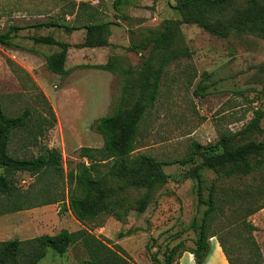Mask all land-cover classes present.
Returning a JSON list of instances; mask_svg holds the SVG:
<instances>
[{
	"label": "rangeland",
	"instance_id": "rangeland-1",
	"mask_svg": "<svg viewBox=\"0 0 264 264\" xmlns=\"http://www.w3.org/2000/svg\"><path fill=\"white\" fill-rule=\"evenodd\" d=\"M249 2L229 0L223 6L205 7L204 15L211 20L230 19ZM80 3L88 6L80 8ZM90 13H94L91 23L106 24L107 35L103 38L112 41L106 61L124 70V76L118 71L93 68L101 63H87L91 62L88 57L76 51V46L86 39V30L34 27L50 21L82 27L90 22ZM191 14H194L193 8L181 11L176 8L175 0H0V33H7L11 26L20 28L12 35L13 45L0 44V97L4 112L17 117L31 109L32 130L36 131L42 123L46 132L38 146L30 145L29 130L14 132L8 147L11 156L33 158L45 149H57L62 153L65 171L69 172L81 161L82 147L104 146V138L96 130L101 118L114 115L120 109L119 119L124 120L137 108L139 134L136 150L130 157L133 160L146 156L151 162L132 167L123 166L119 160L115 163L117 170L110 171L103 188L117 187L125 177L137 178L150 171L161 170L168 180L156 187L145 210L140 208L146 192L143 188L132 187L114 195L108 203L122 205L127 211L124 222L102 214L86 224L95 236L119 244L136 264H155L145 250L147 246L161 261L167 249L180 240L194 248L197 236L190 226L194 218L202 220L207 207L198 203L196 179L185 177L187 171L203 164L201 155L196 154L190 163L180 162L193 142L207 146L229 133L238 135L235 144L264 142V117L251 123L256 109L264 112V38L250 33H232L228 37L211 35L186 21ZM171 20L181 22V40L175 50L190 52V56L173 61L171 49L161 51L153 46ZM49 35L74 43L69 62L65 63L69 70L65 76L48 70L45 59L60 53L62 48L36 44L31 39ZM156 83L158 94L151 104ZM144 87L147 90L142 94ZM116 136L120 139L121 133ZM263 160L264 151L251 156L249 163ZM201 174L205 200L214 184L218 186L219 197L227 200L236 191L264 192V168L249 176L229 179H221L220 174L208 168H202ZM4 175L5 169L0 167V176ZM11 178H16L23 189L35 182L28 173H16ZM257 199L258 204L264 203V194ZM230 206L226 203L225 214L213 229L229 235V243L237 245L233 258L240 255L241 259L236 264L254 259L249 243V238L254 237L264 264V209L248 218L257 227L250 235L243 230L240 217L237 218ZM42 209L32 214L23 211L14 218L17 226L13 230H2L0 240H26L55 235L63 229L84 228L69 211L63 212V204ZM24 221L29 223L20 228L18 224ZM210 243L214 251L219 239L214 237ZM87 258V252L81 247L71 248L65 255L49 249L40 264H80ZM178 264L193 263L184 255Z\"/></svg>",
	"mask_w": 264,
	"mask_h": 264
},
{
	"label": "trees",
	"instance_id": "trees-1",
	"mask_svg": "<svg viewBox=\"0 0 264 264\" xmlns=\"http://www.w3.org/2000/svg\"><path fill=\"white\" fill-rule=\"evenodd\" d=\"M229 0H175L176 8L181 11H188L191 8L194 14L187 16L186 21L196 24L211 35L228 37L232 33L256 34L264 38V0H250L248 6L235 14L234 17L226 20H211L207 18L205 7L223 6ZM88 6L80 3L79 7ZM79 15L76 16L78 19ZM89 23L82 27L65 26L55 21L39 23L34 27L64 28L66 30H86L84 43L77 45V48H103L110 47L107 35L106 24H94V13L88 14ZM180 21H172L166 24V30L159 35L153 46L157 50L168 51L171 49V61L183 56H190L187 50H175L176 44L181 40ZM20 28L11 26L5 34L0 33V44L11 46L12 35ZM36 44H46L62 48L60 53L47 56V68L52 73L65 76L69 70L65 67L68 49L71 45L58 41L54 36H34L31 38ZM137 47H134V50ZM132 50V49H131ZM170 58V57H169ZM167 59V61L169 60ZM166 66V63H163ZM95 69L105 71H118L123 76L121 70L109 62L107 64L95 65ZM148 77L146 78V80ZM147 82V81H146ZM159 84L156 83L151 96V104L157 98ZM147 87H144L142 94H145ZM137 108H133L124 120L119 119L120 109L114 115L101 118L97 122L96 130L104 138L102 148L82 147L79 158L74 169L65 171L63 156L60 150L45 149V152L33 158H14L9 153V142L12 134L19 130H29L30 145L38 146L40 139L45 135L44 126L39 124L36 131L32 130L31 119L33 113L31 109H26L17 117L8 116L4 112L3 102L0 97V167L5 169L6 175L0 176V217L42 208L49 205L63 204V212H70L73 217L82 225L77 231L61 230L55 235L45 234L42 236L20 240L11 239L0 241V264H40L47 256L48 250L52 249L60 255H65L71 248L81 247L88 255L80 264H136L119 244L109 239H101L86 227L90 221H96L102 214L112 215L117 221L124 222L127 211L119 203L109 205V201L117 193L128 188H143L146 190L141 201L140 208L147 209L150 205L156 187L162 186L168 180V176L163 171H150L145 175L130 179L125 177L124 181L117 187H106L110 171L117 170L119 160L123 166L136 167L142 162H151L146 156H140L131 160V154L136 150V142L139 134V125L136 119ZM264 112L261 109L255 110V118L252 124L261 120ZM258 124V123H257ZM251 127V126H249ZM121 133V138L117 139L116 134ZM238 135L229 133L221 135L219 141L207 146L193 142L188 154L181 159V163L187 164L194 160L196 154L201 155L203 164L185 173L186 178L196 179L198 182L197 198L200 205L206 206L202 220L194 218L190 229L195 233L197 239L194 240V248L188 247L185 240H180L173 248L167 249L164 253V261L157 255L151 253L150 247L147 250L150 260L155 264H178L184 252L193 254L196 264H204L211 251V239H219L222 253L228 264H236L240 260V255L233 258V254L238 247L229 243V235L222 231L214 230L217 220L225 214L226 203H229L233 213L240 217V225L250 235L257 231L256 225L248 220L256 212L264 209V203L258 204L259 197L263 196L262 190L256 192L236 191L229 200L219 197L218 186L213 185L209 189L208 200L203 198L204 178L201 174L202 168H208L220 174L221 179H229L235 176H249L256 170L264 168V160L249 163V158L253 155L262 154L264 142L250 141L242 144H235ZM177 163L170 162V164ZM114 164V166L112 165ZM127 167V166H125ZM123 170V167H121ZM16 173H28L35 182L23 189L18 186L16 178H11ZM92 194L96 195L92 198ZM59 211L58 214H60ZM229 234V233H227ZM120 233V237H123ZM251 238V237H250ZM249 238L251 255L254 259L248 260L245 264H262L261 249L254 237Z\"/></svg>",
	"mask_w": 264,
	"mask_h": 264
},
{
	"label": "crops",
	"instance_id": "crops-1",
	"mask_svg": "<svg viewBox=\"0 0 264 264\" xmlns=\"http://www.w3.org/2000/svg\"><path fill=\"white\" fill-rule=\"evenodd\" d=\"M83 31H85V30H83ZM54 37H55L56 40L60 41L58 39V36H54ZM61 42H64V41H61ZM64 43H67L69 45L74 44V43H71L70 41H65ZM109 43L112 44V41H109ZM56 47H58V46H56ZM75 49H76V51L82 52L85 56L88 57V60H90L91 62H87V63H101V64L102 63H107L106 60H108V57L111 54L110 47H103V48H82V49L75 48ZM72 50H74V48H72V47H70L68 49L67 58H66V62L65 63H68L69 62L68 58L70 57V53L72 52ZM78 63H83V62L82 61H79ZM101 64H98V65H101ZM66 69L68 70L67 67H66ZM48 207H52V205L51 206L44 207V208H48ZM41 209L42 208H35V209H32V210H28V211H30V214H32V212H40ZM21 213L22 212H18V213L9 214V215H5V216H1L0 217V219L2 220V222L0 223V235H1V233H3L4 230L8 231L11 228L13 230L14 227L17 226L16 222H13V221H14V218L15 217L21 216ZM25 222L26 221L21 222V224H18V226L20 228H23V227L27 226V224L29 222H27V223H25ZM23 223H25V224H23ZM0 241H3V240H0ZM222 251L223 250L220 247V245L219 244H216L215 250L214 251H211V253L209 254V256L206 258L204 264H228V262H227L225 256L223 255ZM184 255H188L190 257V261H192L193 264L195 263L193 254H191L189 252H184L182 256H184ZM180 259H178V261Z\"/></svg>",
	"mask_w": 264,
	"mask_h": 264
}]
</instances>
